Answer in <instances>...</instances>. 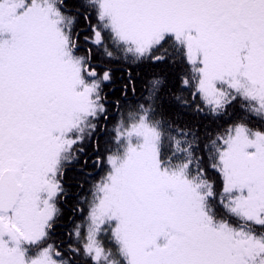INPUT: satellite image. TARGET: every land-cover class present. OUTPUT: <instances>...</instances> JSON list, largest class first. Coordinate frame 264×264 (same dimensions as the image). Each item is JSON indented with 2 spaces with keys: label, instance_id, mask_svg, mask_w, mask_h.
<instances>
[{
  "label": "snow or ice",
  "instance_id": "obj_1",
  "mask_svg": "<svg viewBox=\"0 0 264 264\" xmlns=\"http://www.w3.org/2000/svg\"><path fill=\"white\" fill-rule=\"evenodd\" d=\"M0 264H264V0H0Z\"/></svg>",
  "mask_w": 264,
  "mask_h": 264
}]
</instances>
